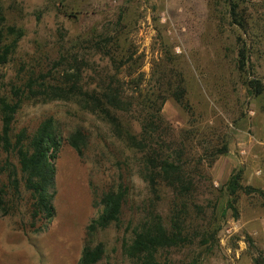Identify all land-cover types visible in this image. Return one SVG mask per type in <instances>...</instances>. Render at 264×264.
<instances>
[{
	"label": "rangeland",
	"instance_id": "obj_1",
	"mask_svg": "<svg viewBox=\"0 0 264 264\" xmlns=\"http://www.w3.org/2000/svg\"><path fill=\"white\" fill-rule=\"evenodd\" d=\"M240 10L248 22L246 31L232 23L226 0H0V25L23 31L15 52L0 64V92L25 74L45 73L58 62L65 45L79 58L84 56L83 81L92 87L112 66L82 40L104 32L118 37V54L125 60L119 76L127 94L138 89L142 94L156 92L160 76L164 81L183 79L186 107L167 98L161 108L174 129L171 143L186 130L187 146L199 153L226 142L224 153L210 165L205 162L206 178L195 176L200 181L188 195L184 212L187 240L161 250L157 256L163 263L254 264L253 257L264 253V0H242ZM237 36L249 47L245 69L237 67ZM247 78L261 81L259 95L248 92ZM48 118L62 130L54 160L55 216L45 231H32L26 195L11 214L0 215V264H77L85 227L99 211L93 206L91 179L105 186L116 174L100 155L99 140H111L110 129L93 114L77 113L71 102L25 101L14 127L35 129ZM80 122L92 131L86 157L65 140ZM233 169L241 170L243 186L258 190H239L230 207L224 184ZM130 180L121 220L95 235L105 248L96 264H131L122 246L146 204L170 224L171 189L161 187L154 196L136 173Z\"/></svg>",
	"mask_w": 264,
	"mask_h": 264
},
{
	"label": "trees",
	"instance_id": "obj_2",
	"mask_svg": "<svg viewBox=\"0 0 264 264\" xmlns=\"http://www.w3.org/2000/svg\"><path fill=\"white\" fill-rule=\"evenodd\" d=\"M241 1L226 0V6L232 23L246 31L248 22L240 13ZM22 33V29L14 25H0V64L7 62L15 52ZM237 37V67L245 69L249 62V47L241 36ZM118 41L117 36L104 32L82 40L91 51L107 57L112 66L106 68V73L100 75L92 87L83 81L87 69L84 56L79 58L77 51L71 52L65 45L55 64L60 68L50 66L38 76L30 72L19 82H12L8 90L0 92V215L11 214L19 199L26 195L32 231H45L54 218V160L62 130L52 118L45 119L35 129L16 130L14 124L25 101L65 100L74 105L77 113L93 114L108 126L113 138L99 140L102 142L100 155L116 168L110 184L101 186L91 179L93 206L99 211L85 227L77 264H96L103 257L104 243L96 242L95 235L121 220L132 188L130 175L133 173L146 183L154 196L161 187L170 188L174 202L169 226L152 205L143 206L141 219L133 226L130 239L123 243V253L131 264H167L161 262L157 254L187 240L184 212L188 195L200 181L195 176L206 178L205 162L210 165L216 155L226 151L227 145L224 142L221 146L207 147L201 153L193 151L194 148L186 143L188 130L171 143L174 129L162 115L161 108L167 98L179 107H186V88L181 74L178 73L180 77L173 81H164L160 76L157 91L151 94H142L140 89L127 94L126 82L119 76L125 60L118 54ZM246 86L254 96L263 90V84L257 78H247ZM65 140L80 157H86L92 144V131L80 122L66 133ZM240 179L241 170L233 169L224 184L230 207H233L239 190L246 193L258 190L243 186ZM253 263L264 264L262 251L253 257ZM190 264H197V261Z\"/></svg>",
	"mask_w": 264,
	"mask_h": 264
},
{
	"label": "built area",
	"instance_id": "obj_3",
	"mask_svg": "<svg viewBox=\"0 0 264 264\" xmlns=\"http://www.w3.org/2000/svg\"><path fill=\"white\" fill-rule=\"evenodd\" d=\"M230 229H227V231H229Z\"/></svg>",
	"mask_w": 264,
	"mask_h": 264
}]
</instances>
